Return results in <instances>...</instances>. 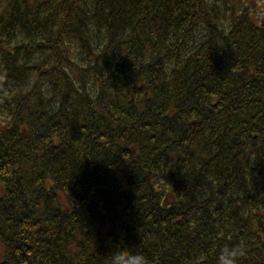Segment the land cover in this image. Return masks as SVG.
Listing matches in <instances>:
<instances>
[{
  "label": "trees",
  "instance_id": "obj_1",
  "mask_svg": "<svg viewBox=\"0 0 264 264\" xmlns=\"http://www.w3.org/2000/svg\"><path fill=\"white\" fill-rule=\"evenodd\" d=\"M264 264V0H0V264Z\"/></svg>",
  "mask_w": 264,
  "mask_h": 264
},
{
  "label": "clouds",
  "instance_id": "obj_2",
  "mask_svg": "<svg viewBox=\"0 0 264 264\" xmlns=\"http://www.w3.org/2000/svg\"><path fill=\"white\" fill-rule=\"evenodd\" d=\"M243 254V249H225L220 257V264H236L238 257ZM109 264H149V262L140 252H116L111 256Z\"/></svg>",
  "mask_w": 264,
  "mask_h": 264
}]
</instances>
